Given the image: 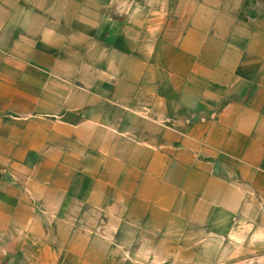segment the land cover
Wrapping results in <instances>:
<instances>
[{
	"label": "crops",
	"instance_id": "crops-1",
	"mask_svg": "<svg viewBox=\"0 0 264 264\" xmlns=\"http://www.w3.org/2000/svg\"><path fill=\"white\" fill-rule=\"evenodd\" d=\"M245 249H264V0H0V264Z\"/></svg>",
	"mask_w": 264,
	"mask_h": 264
},
{
	"label": "rangeland",
	"instance_id": "rangeland-1",
	"mask_svg": "<svg viewBox=\"0 0 264 264\" xmlns=\"http://www.w3.org/2000/svg\"><path fill=\"white\" fill-rule=\"evenodd\" d=\"M246 251L245 249L242 253H236L237 255L224 256L214 264H264V249L252 253Z\"/></svg>",
	"mask_w": 264,
	"mask_h": 264
}]
</instances>
